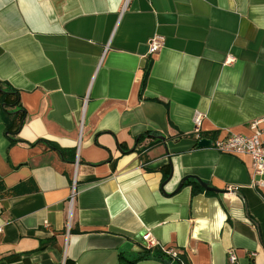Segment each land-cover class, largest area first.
Returning a JSON list of instances; mask_svg holds the SVG:
<instances>
[{"label":"crops","instance_id":"crops-1","mask_svg":"<svg viewBox=\"0 0 264 264\" xmlns=\"http://www.w3.org/2000/svg\"><path fill=\"white\" fill-rule=\"evenodd\" d=\"M0 82L25 112L0 106V264H120L145 233L264 264V175L192 122L213 142L264 118V0H0Z\"/></svg>","mask_w":264,"mask_h":264},{"label":"built area","instance_id":"built-area-1","mask_svg":"<svg viewBox=\"0 0 264 264\" xmlns=\"http://www.w3.org/2000/svg\"><path fill=\"white\" fill-rule=\"evenodd\" d=\"M164 47V38L160 35H154L148 41V54L157 55ZM203 119L201 113H196L193 117L196 142L202 139L200 127ZM263 123V126L260 124ZM252 133L250 135L230 134L224 138H217L211 142V148L218 153L232 156H248L251 159V172L256 177L264 175V118L259 121H253L250 125ZM264 184L263 182H260ZM143 239L146 243V249H153L158 246L148 233H145ZM170 257L175 258L180 255L172 249H161ZM236 260L233 251L228 252V262L234 264ZM184 264V263H182Z\"/></svg>","mask_w":264,"mask_h":264},{"label":"trees","instance_id":"trees-1","mask_svg":"<svg viewBox=\"0 0 264 264\" xmlns=\"http://www.w3.org/2000/svg\"><path fill=\"white\" fill-rule=\"evenodd\" d=\"M0 106L2 107V112H3V117L4 120L7 119L8 116H11L13 113H16V116L20 119V126L23 123L25 112L23 110H17L12 113L8 111L9 108H17L19 107V96L18 93L6 86L3 85L0 82ZM6 123V131L11 134H15L19 130V126L12 132L10 127L11 124ZM145 136H150L148 133L145 134ZM151 136H154L151 134ZM143 136H141V139ZM153 138V137H152ZM141 139H138V143ZM52 149L56 150L60 155H63L64 152L58 148H56L52 144H48ZM192 185L194 187L193 193H198V192H205L207 194H212L211 192L205 191L196 181L192 179H188L183 183V186H189ZM131 259L128 260L124 256H120V264H136L142 260H157L160 262H163L164 264H187L185 261V258L183 255H178L175 258L170 257L168 254L163 252L160 248H154V249H144L142 253H137V254H132ZM122 261V262H121Z\"/></svg>","mask_w":264,"mask_h":264},{"label":"water","instance_id":"water-1","mask_svg":"<svg viewBox=\"0 0 264 264\" xmlns=\"http://www.w3.org/2000/svg\"><path fill=\"white\" fill-rule=\"evenodd\" d=\"M24 122V120H23ZM157 139L161 140L162 142H164V138L163 137H156ZM211 146V141L208 140V139H205V138H202L200 139L198 142H197V147L198 148H208ZM188 179V177L184 178L181 180V182L179 183L178 185V189H180L182 186H183V183ZM196 182L207 192H211V193H224V192H227V191H222V190H218V189H215L213 187H211L210 185L206 184V183H203L202 181L198 180V179H195Z\"/></svg>","mask_w":264,"mask_h":264}]
</instances>
